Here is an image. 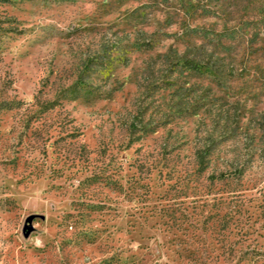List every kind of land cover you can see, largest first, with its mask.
Returning a JSON list of instances; mask_svg holds the SVG:
<instances>
[{"label": "rangeland", "instance_id": "obj_1", "mask_svg": "<svg viewBox=\"0 0 264 264\" xmlns=\"http://www.w3.org/2000/svg\"><path fill=\"white\" fill-rule=\"evenodd\" d=\"M263 1L0 0V264H264Z\"/></svg>", "mask_w": 264, "mask_h": 264}, {"label": "trees", "instance_id": "obj_2", "mask_svg": "<svg viewBox=\"0 0 264 264\" xmlns=\"http://www.w3.org/2000/svg\"><path fill=\"white\" fill-rule=\"evenodd\" d=\"M168 1H170V0H168ZM175 1H177V2H179V3H182V2H184V1H186V0H175ZM264 2V1H263ZM263 8H264V3H263ZM150 43H145V44H133L132 45V50H135V51H142V50H145V49H148V48H150ZM182 66L183 67H185V68H189V69H195V70H198L199 69V66L195 63V62H193V61H191V60H183L182 61Z\"/></svg>", "mask_w": 264, "mask_h": 264}, {"label": "water", "instance_id": "obj_3", "mask_svg": "<svg viewBox=\"0 0 264 264\" xmlns=\"http://www.w3.org/2000/svg\"><path fill=\"white\" fill-rule=\"evenodd\" d=\"M36 216H40L42 217V215H38V214H30L25 218V222L22 228V232L23 235L25 237H27L29 235V233L33 230V226L31 224L32 220L36 217Z\"/></svg>", "mask_w": 264, "mask_h": 264}]
</instances>
